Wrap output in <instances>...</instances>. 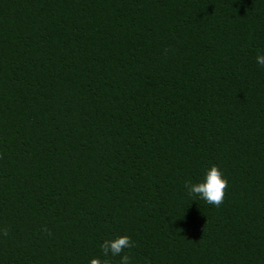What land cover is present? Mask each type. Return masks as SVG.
<instances>
[{
  "label": "trees",
  "instance_id": "1",
  "mask_svg": "<svg viewBox=\"0 0 264 264\" xmlns=\"http://www.w3.org/2000/svg\"><path fill=\"white\" fill-rule=\"evenodd\" d=\"M258 54L264 0H0V264H264Z\"/></svg>",
  "mask_w": 264,
  "mask_h": 264
},
{
  "label": "clouds",
  "instance_id": "2",
  "mask_svg": "<svg viewBox=\"0 0 264 264\" xmlns=\"http://www.w3.org/2000/svg\"><path fill=\"white\" fill-rule=\"evenodd\" d=\"M256 63L264 68V54H258L255 57ZM187 194L190 197L199 198L208 205L219 207L224 202L225 192L228 188V182L223 177L220 169L213 165L207 172L203 182L187 183L185 185ZM4 236L8 235L7 229L3 230ZM134 246L131 238L127 235L118 236L114 239L104 240L101 244V249L104 257L109 254L112 256H120L125 249H130ZM131 258L124 254L121 256L120 264H130ZM89 264H108L107 261H102L99 258H92Z\"/></svg>",
  "mask_w": 264,
  "mask_h": 264
}]
</instances>
